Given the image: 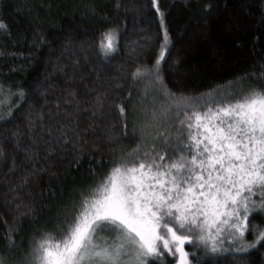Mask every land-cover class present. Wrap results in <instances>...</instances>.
<instances>
[{"label": "trees", "instance_id": "1", "mask_svg": "<svg viewBox=\"0 0 264 264\" xmlns=\"http://www.w3.org/2000/svg\"><path fill=\"white\" fill-rule=\"evenodd\" d=\"M0 22L4 264H29L45 234L59 239L81 193L141 147L133 111L149 76L132 73L154 64L165 30L160 66L168 90L185 98L176 101L204 111L213 98L264 91V0H0ZM111 28L116 50L105 56L100 37ZM169 145L173 151H157L165 162L180 155L178 136ZM253 226L264 230V214H250L244 242L226 241L215 253L194 238L184 245L190 264H264V241L237 251L253 243ZM176 263L167 252L148 261Z\"/></svg>", "mask_w": 264, "mask_h": 264}, {"label": "snow or ice", "instance_id": "2", "mask_svg": "<svg viewBox=\"0 0 264 264\" xmlns=\"http://www.w3.org/2000/svg\"><path fill=\"white\" fill-rule=\"evenodd\" d=\"M116 36L115 28L101 33L103 55L116 50ZM167 43L165 30L154 64L137 66L132 77L147 74L165 97L183 100L164 84ZM160 114L167 115L164 106ZM183 115L187 156L165 162L163 153L145 152L141 159L134 150L115 161L96 188L81 193L60 238L45 234L36 242L29 264H148L165 252L178 257L177 264H190L184 245L193 236L213 253L225 239L243 241L250 214H264V91L252 89L234 102L213 98L204 111L193 104ZM252 231L253 243L237 251L264 241V230Z\"/></svg>", "mask_w": 264, "mask_h": 264}, {"label": "rangeland", "instance_id": "3", "mask_svg": "<svg viewBox=\"0 0 264 264\" xmlns=\"http://www.w3.org/2000/svg\"><path fill=\"white\" fill-rule=\"evenodd\" d=\"M148 79L149 82H147V85L150 86L149 89H146L145 85L142 87L138 86L137 88V94H138V97L136 99L137 108H135L133 111V118L138 122L136 125L137 126L136 131L143 136V143L141 147L136 150L135 154L140 155V158L143 159L144 158L143 154L145 152L149 154H155L158 153L157 151L161 148H165V150L168 151H173L171 150L172 148L171 145H169V137H173L174 135V136H178L179 139L178 147L180 154L183 153L184 155L187 156L189 154L187 148L188 142L186 143L185 140L187 138L186 134L188 133V131L185 127L183 126L180 127L181 123L179 120V116L183 115V112L187 108L188 109L191 108V105L195 104L196 107H198L199 104L189 101H176L169 99L165 97L159 90H157L152 85L149 77ZM161 106H164V108L167 109V115L160 114ZM153 110H155L158 116V119L156 120L153 119ZM160 131H165V132L168 131V137L166 139L165 137H161V136H165V132L162 133ZM191 131H195V129H192ZM158 137L164 139L159 142L157 140ZM257 196L258 195L253 196L252 198L254 199ZM226 235L227 233H225V236ZM194 238L196 239L195 236H193V239ZM226 241L236 243L237 241L240 240L237 239L236 241H232L225 239L224 243H226ZM244 241H245V237L243 238V241L240 242H244ZM176 259L178 261V257H176Z\"/></svg>", "mask_w": 264, "mask_h": 264}]
</instances>
